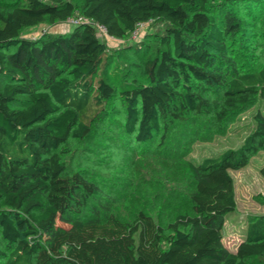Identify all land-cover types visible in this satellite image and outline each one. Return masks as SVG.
<instances>
[{
    "label": "trees",
    "instance_id": "1",
    "mask_svg": "<svg viewBox=\"0 0 264 264\" xmlns=\"http://www.w3.org/2000/svg\"><path fill=\"white\" fill-rule=\"evenodd\" d=\"M241 0H229L233 5ZM210 0L0 1V229L6 264H264V213L250 221L236 251L224 243L226 218L237 209L230 169L264 151V112L236 148L190 161L192 212L165 227L143 210L132 221L95 203L100 189L62 159L71 137L84 138L116 89L105 78L107 45L95 23L117 38L139 23L163 20L166 49L149 59L148 84L122 88L126 128L150 141L190 115H211L218 130L261 97L264 64L241 72L227 41L247 24L226 10L224 27ZM237 7V6H236ZM88 21L67 32L29 38L23 31L74 15ZM215 84L224 90L215 100ZM264 175V165L261 168ZM167 229L169 231H167Z\"/></svg>",
    "mask_w": 264,
    "mask_h": 264
},
{
    "label": "rangeland",
    "instance_id": "2",
    "mask_svg": "<svg viewBox=\"0 0 264 264\" xmlns=\"http://www.w3.org/2000/svg\"><path fill=\"white\" fill-rule=\"evenodd\" d=\"M0 1L16 4L22 0ZM210 3L208 14L222 27L226 10L247 16V24L227 41L229 55L241 72L258 70L264 64V0H241L236 5H231L229 0H210ZM79 19L85 21L80 10L64 19L26 29L23 34L38 38L67 32L79 24ZM94 25L108 48L110 63L105 78L115 87L116 94L106 111L96 117L86 137H71L63 146L62 159L69 171L83 173L99 187L96 205L124 221L134 220L143 210L167 227L178 214L192 212L190 195L195 184L188 170L190 161L198 162L238 147L255 125L256 110L264 112V99L260 97L251 107L231 117L222 131L211 115L197 114L177 120L165 133L166 138L162 137L167 131L163 126L152 140L140 142L135 133L127 131L126 104L120 91L150 82L145 64L166 49L160 37L165 35L168 24L151 20L137 34L125 38L114 37L98 24ZM3 83L0 79V84ZM223 92L215 84L210 96L218 100ZM263 165L264 151H259L246 166L230 169L237 209L227 216L223 236L232 251L245 238L248 223L264 213ZM0 248L7 253L11 250L1 229ZM248 260L250 264H262L254 258ZM5 262L0 256V264Z\"/></svg>",
    "mask_w": 264,
    "mask_h": 264
},
{
    "label": "built area",
    "instance_id": "3",
    "mask_svg": "<svg viewBox=\"0 0 264 264\" xmlns=\"http://www.w3.org/2000/svg\"><path fill=\"white\" fill-rule=\"evenodd\" d=\"M85 21H88V20L85 19ZM85 21H82L81 19H79V20H77V23L85 22ZM146 23H147V22L139 23V24L137 25L136 29H135L132 33H133V34H137V33H138V30H139L142 26H144ZM99 26L106 30V28H105L104 26H101V25H99ZM106 31H107V30H106Z\"/></svg>",
    "mask_w": 264,
    "mask_h": 264
}]
</instances>
